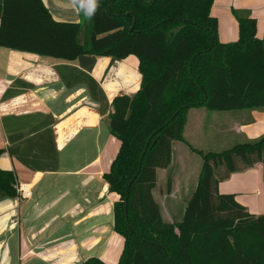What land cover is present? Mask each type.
I'll list each match as a JSON object with an SVG mask.
<instances>
[{
	"label": "trees",
	"instance_id": "1",
	"mask_svg": "<svg viewBox=\"0 0 264 264\" xmlns=\"http://www.w3.org/2000/svg\"><path fill=\"white\" fill-rule=\"evenodd\" d=\"M76 1L91 21L88 43L80 40L83 22L55 21L42 0H0V48L66 61L139 59V91L116 96L107 120L120 144L103 175L118 196L113 229L124 239L118 264H264V215L219 192L233 173L264 166V137L219 153L192 149L203 163L182 221L164 220L153 194L157 171L172 163L174 144L185 142L189 110L248 108L247 91L264 65L256 18L237 17L238 39L222 43L215 0ZM16 184L0 166V200L15 199ZM82 264L106 263L93 257Z\"/></svg>",
	"mask_w": 264,
	"mask_h": 264
},
{
	"label": "crops",
	"instance_id": "2",
	"mask_svg": "<svg viewBox=\"0 0 264 264\" xmlns=\"http://www.w3.org/2000/svg\"><path fill=\"white\" fill-rule=\"evenodd\" d=\"M42 2L57 22L89 19L76 0ZM212 14L222 43L238 39L239 16L256 18L257 36L264 38V0H215ZM256 73L248 108L221 114L226 119L215 125L226 144L228 138L237 145L264 137V65ZM141 80L134 55L66 61L0 48V166L32 189L30 199L0 200V264H82L93 257L119 263L124 239L113 229L118 196L103 175L120 144L107 120L113 99L134 96ZM200 120L189 110L182 143L191 152L202 148ZM177 181L172 178L165 197L180 194ZM219 192L264 215V166L233 173Z\"/></svg>",
	"mask_w": 264,
	"mask_h": 264
},
{
	"label": "rangeland",
	"instance_id": "3",
	"mask_svg": "<svg viewBox=\"0 0 264 264\" xmlns=\"http://www.w3.org/2000/svg\"><path fill=\"white\" fill-rule=\"evenodd\" d=\"M91 28L89 18L83 23V30L80 35L82 43H88ZM190 111L192 115L194 113L200 115V123L204 126L198 137L200 141L198 147H202L206 152L219 153L231 149L236 145L229 142L230 138H228L227 144L224 143V137L220 135L219 129L215 127V125L221 124L226 119V117H220L222 116L221 114H227L228 111H208L205 108L191 109ZM202 148H199V150H202ZM172 161L173 163L168 168L157 171V186L153 194L155 200L161 206L164 220L176 223L182 221L184 217L186 205L197 187L203 161L197 153L191 152L189 147L182 142L175 144ZM173 177L178 179L177 183H179V186H182L180 194L174 199L165 197L169 182L172 183Z\"/></svg>",
	"mask_w": 264,
	"mask_h": 264
},
{
	"label": "built area",
	"instance_id": "4",
	"mask_svg": "<svg viewBox=\"0 0 264 264\" xmlns=\"http://www.w3.org/2000/svg\"><path fill=\"white\" fill-rule=\"evenodd\" d=\"M17 197L16 200H25L32 197V189L28 184L17 182L16 184Z\"/></svg>",
	"mask_w": 264,
	"mask_h": 264
},
{
	"label": "water",
	"instance_id": "5",
	"mask_svg": "<svg viewBox=\"0 0 264 264\" xmlns=\"http://www.w3.org/2000/svg\"><path fill=\"white\" fill-rule=\"evenodd\" d=\"M174 118H175V116H174ZM161 130V129H160ZM149 144H150V140L148 141V143H147V148H148V146H149ZM141 163H142V161H141ZM134 181V180H133ZM133 181L131 182V184L133 183ZM130 184V185H131Z\"/></svg>",
	"mask_w": 264,
	"mask_h": 264
}]
</instances>
